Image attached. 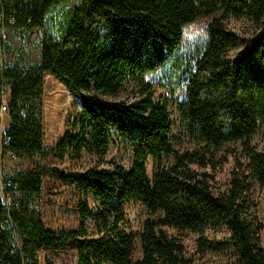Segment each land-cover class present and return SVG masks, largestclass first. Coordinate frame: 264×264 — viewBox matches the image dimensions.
Here are the masks:
<instances>
[{
    "label": "trees",
    "instance_id": "16d2710c",
    "mask_svg": "<svg viewBox=\"0 0 264 264\" xmlns=\"http://www.w3.org/2000/svg\"><path fill=\"white\" fill-rule=\"evenodd\" d=\"M66 3L0 0L1 27L22 37L40 31L37 61L0 60V105L6 103L2 115L9 119L3 154L30 162L15 166L5 187L10 205L0 196V264H41L39 252H67L73 264L190 263L182 240L168 229L195 234L202 251L229 245L239 264H264L252 196L255 183L264 188V150L252 143L256 132H264V0ZM243 14L256 31L230 58L239 41L225 21ZM201 18H208L203 39L181 54L186 26ZM9 41L0 51L10 54ZM158 69L165 72L168 95L162 100L154 98L150 81L141 82ZM47 74L78 101L71 127L52 148L44 144L41 120ZM127 80L141 83L132 101L116 98ZM182 88L178 110L198 145L178 152L167 106ZM113 136L132 154L127 168L105 159ZM84 153L92 161L82 170L65 172L47 162H77ZM167 156L172 160L164 165ZM227 156L234 165L230 179L215 191L210 171ZM57 182L74 198L72 229L54 230L42 219L41 198L59 193ZM129 200L147 213L138 232L139 259L132 256L134 235L124 227ZM220 228L226 232L221 242L203 237Z\"/></svg>",
    "mask_w": 264,
    "mask_h": 264
},
{
    "label": "rangeland",
    "instance_id": "374dc122",
    "mask_svg": "<svg viewBox=\"0 0 264 264\" xmlns=\"http://www.w3.org/2000/svg\"><path fill=\"white\" fill-rule=\"evenodd\" d=\"M78 0H67L66 6L75 4ZM208 18H201L195 22L186 26L183 45L181 47V54L190 52L191 49L204 37V26ZM1 24V22H0ZM226 28L232 31L238 38L237 47L228 51V57H234L235 54L242 48L241 40L250 37L256 31L255 22L246 15L235 18L231 17L225 21ZM39 30L32 31L27 35L19 36L12 35L11 30L1 27L0 25V45L1 43L10 40V54L4 51H0L1 61H12L13 58H20V61L29 63L37 61L39 57L38 36ZM164 74L162 69H158L153 75H142L141 82L150 81L152 84V92L156 100H162L167 97L166 88L164 86ZM167 75V73H166ZM140 81L127 80L124 86L117 94V99H126L132 101L137 94V90L140 86ZM184 98V88L179 90L175 95V101L168 104L167 109L169 117L172 123V140L171 144L173 150L182 152L185 149H192L196 147V139L190 137L186 131L185 123L180 117L178 110V103ZM78 110V101L75 96L69 93L68 89L52 75L44 76V89L42 94V126L44 132V144L47 148H52L57 140L61 137L63 132L71 127L73 118L76 116ZM2 123L0 122V130L6 128L9 123L7 116L2 115ZM252 143L259 149L264 150V132L258 131L252 138ZM226 147H230L226 145ZM236 150V155L239 156L240 148ZM226 150L223 153L226 154ZM1 154V143H0ZM107 161H114L123 165L125 168L129 167L132 162V154L130 150L119 140L117 136H113L112 142L109 146L107 155L105 157ZM172 160L171 156L163 157L162 164L167 165ZM92 158L84 153L79 161L70 162L65 160L63 162L54 161L49 159L47 162L51 165L57 166L63 169L65 172L82 170L90 162ZM29 161L13 158H2L0 155V169L11 168L21 165L22 167H28ZM103 167H107V164H103ZM152 161H147V172L151 177ZM233 159L231 156H227V159L213 171V179L211 185L213 189L223 190L230 179V173L233 169ZM209 171V170H208ZM49 178L45 179L48 183ZM56 189L59 193L53 195H44L41 198V215L42 219L47 227L54 230L60 229H72L77 225L76 213L73 210L74 198L67 195V186L62 182L56 183ZM69 192V191H68ZM253 198L257 202L256 215L262 223V229L260 231V243L264 248V188H261L257 183L253 187ZM126 213V222L124 227L128 233L134 235L133 243V259H139L140 253V241L138 232L141 230L142 222L147 216L145 207L135 201H127L123 205ZM89 229H92V223L88 221ZM178 236L185 247L186 255L191 257V261L188 264H239L237 254L228 245L227 247H221L219 250L213 248H207L202 251L197 246L196 235L191 232H176L168 229ZM226 232L224 228L217 230H207L203 237L212 242H221L224 240ZM222 246V245H221ZM39 258L41 264H46L45 258L51 262V264H73V256L67 252L58 253H44L39 252ZM44 260V261H43Z\"/></svg>",
    "mask_w": 264,
    "mask_h": 264
},
{
    "label": "built area",
    "instance_id": "2783aa9c",
    "mask_svg": "<svg viewBox=\"0 0 264 264\" xmlns=\"http://www.w3.org/2000/svg\"><path fill=\"white\" fill-rule=\"evenodd\" d=\"M6 96V94H5ZM5 98V97H4ZM6 110V103L2 102V104L0 105V114L2 115V113ZM2 118V116H0ZM3 129L0 130V143H1V157L2 158H13L15 159V155L11 152H5V154H3V147L4 145L7 144V140L3 137ZM14 169L11 168H4V169H0V196L2 199V202H4L5 204H7V206L10 205L11 199H12V195H10L9 192L5 191V187L10 186L11 185V181L9 180L10 177L14 174Z\"/></svg>",
    "mask_w": 264,
    "mask_h": 264
}]
</instances>
